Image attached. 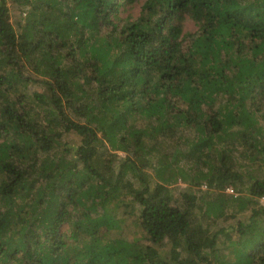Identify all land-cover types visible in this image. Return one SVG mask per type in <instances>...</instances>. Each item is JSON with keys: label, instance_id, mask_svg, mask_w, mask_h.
<instances>
[{"label": "trees", "instance_id": "1", "mask_svg": "<svg viewBox=\"0 0 264 264\" xmlns=\"http://www.w3.org/2000/svg\"><path fill=\"white\" fill-rule=\"evenodd\" d=\"M140 2L0 0V264H264V0Z\"/></svg>", "mask_w": 264, "mask_h": 264}, {"label": "rangeland", "instance_id": "2", "mask_svg": "<svg viewBox=\"0 0 264 264\" xmlns=\"http://www.w3.org/2000/svg\"><path fill=\"white\" fill-rule=\"evenodd\" d=\"M145 0H141L140 4L138 6H135L132 9H128L122 11V18H126L129 15H131L132 18H137L139 16V12L141 9V5ZM12 21L13 23H17L19 21V12L17 9H12ZM196 31V26L191 20H187L185 23V32H195ZM67 140L71 142L75 147L79 146L80 144V138L76 135L70 136ZM121 156H125L124 154H121ZM256 169V167H255ZM264 169V168H263ZM262 168H259L255 171V175L261 176L264 173V170ZM172 188L174 190V195L176 198L182 197L185 193L191 192L194 193L195 190L189 186V182H186L184 180H179L177 183L172 185ZM201 190H205L206 187L199 188ZM227 224L235 225L236 220H231ZM225 224V226L227 225ZM123 237L127 238L128 240H134L137 239L141 236V234L138 232V229L136 228L135 225V218H133L130 215H127L125 217V224L123 226V231L121 234Z\"/></svg>", "mask_w": 264, "mask_h": 264}, {"label": "built area", "instance_id": "3", "mask_svg": "<svg viewBox=\"0 0 264 264\" xmlns=\"http://www.w3.org/2000/svg\"><path fill=\"white\" fill-rule=\"evenodd\" d=\"M227 193L231 195H235L232 188H228ZM258 206L264 208V194L258 199Z\"/></svg>", "mask_w": 264, "mask_h": 264}]
</instances>
